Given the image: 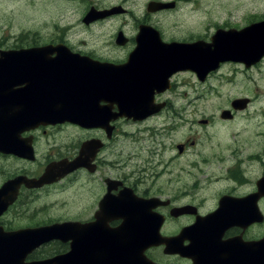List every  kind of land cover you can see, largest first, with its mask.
Returning <instances> with one entry per match:
<instances>
[{
  "label": "flooded vegetation",
  "instance_id": "1",
  "mask_svg": "<svg viewBox=\"0 0 264 264\" xmlns=\"http://www.w3.org/2000/svg\"><path fill=\"white\" fill-rule=\"evenodd\" d=\"M18 1L0 0V187L18 177L45 180L38 186L20 183L0 226L70 228L59 237L39 238L25 260L64 254L77 245L83 260L105 264L112 247L126 253L128 233L137 232L135 242L143 248L146 231L170 239L168 246L155 244L156 236L146 239L152 243L143 255L152 264H264V245L255 246L264 241V130L260 141L250 140L263 144L256 148H195L196 141L176 128L191 100L181 97L183 104L175 107L170 96L185 84L183 77L206 84L226 63L253 70L264 56L249 64L212 60L197 72L184 64L169 67L171 59L155 49L160 43H208L217 29L239 30L255 19L242 27L216 24L210 35L192 36L165 31L158 17L186 0H147L141 15L126 7L127 0H41L44 9L49 6L47 23L32 28L26 17L16 24ZM152 1L171 5L148 10ZM92 9L104 15L88 20L89 12L97 14ZM110 24L111 33L99 41L96 26ZM144 27L147 32H140ZM37 59L46 69L32 86ZM16 64L28 73L16 76L10 70ZM144 83L145 106L131 113L132 96L122 88ZM50 92L53 107L38 108L43 112L29 125L32 95ZM258 96L248 90L228 99L218 109L219 120L230 124L251 113ZM64 100L71 114L64 113ZM258 114L264 118V106ZM64 117L77 121H60ZM213 117L200 122L208 126ZM135 250L133 263L139 261L137 243Z\"/></svg>",
  "mask_w": 264,
  "mask_h": 264
},
{
  "label": "rangeland",
  "instance_id": "2",
  "mask_svg": "<svg viewBox=\"0 0 264 264\" xmlns=\"http://www.w3.org/2000/svg\"><path fill=\"white\" fill-rule=\"evenodd\" d=\"M146 1L127 0L125 5L141 15L144 13ZM0 5L3 7V4ZM13 9L17 25L26 17L30 19L32 28L46 26L44 11L49 10V6L44 9L41 0L37 2L19 0ZM158 17L167 32L174 28L172 32L177 34L210 35L216 24L218 27L224 25L242 27L253 19L264 18V0H186L176 10L160 13ZM96 27L100 31L96 29V32L100 33L97 38L101 41L108 37L114 26L110 24ZM79 32L82 34L84 31ZM241 70L242 67L238 63H226L218 70L217 76L210 78L206 84L195 81L193 76L190 79L183 77L182 81L185 84L173 89L170 94L176 98L175 107L183 104V100L179 99L181 97L191 100V104L187 106L188 111L183 115L184 120L176 121V128L180 127L179 129L185 132L184 135H190L196 141L195 148H222L229 144L227 148H252L254 145L256 148L263 145L251 143L250 140L256 138L260 141L258 133L264 130V118L258 114V110L264 106V60L253 70ZM229 76L232 79L227 81ZM248 90L252 93L255 90L259 95L260 100L254 106L255 109L249 114L240 115L230 124L219 120L218 109L224 106L228 99L241 96ZM208 114H214L212 124L203 126L200 120ZM255 131L257 134L254 136Z\"/></svg>",
  "mask_w": 264,
  "mask_h": 264
},
{
  "label": "water",
  "instance_id": "3",
  "mask_svg": "<svg viewBox=\"0 0 264 264\" xmlns=\"http://www.w3.org/2000/svg\"><path fill=\"white\" fill-rule=\"evenodd\" d=\"M169 5H171V3L151 2L148 6V10H157L163 7H167ZM92 10L97 14L96 16H92L93 13L89 12L86 15V18L88 20L93 19V17H102L104 15L102 11H96L94 9ZM140 32L146 33L147 32L146 27L141 28ZM154 32L156 33V31ZM210 40H211L210 43H205L203 41H195L191 43H174V42L168 44L160 43V45L156 46L155 49L156 52L159 53V55L165 53L167 57L171 59L170 62H167L166 64L169 65V67L179 66L184 64L185 67L187 66L186 68H190L197 72L200 71L201 68L203 69V67L209 64L212 60L213 61L215 60L214 63L222 59L241 61V62H245L246 64L253 63L259 60L264 55V19L251 23L239 30L217 29L216 32L210 37ZM37 60H34L31 65L30 75H31L32 86L39 84L42 81L41 77L46 69L45 66H43L41 63H38L40 60L39 59ZM36 68L38 69L41 68V69L39 71ZM10 70L17 71L16 76H23L24 72L28 73L24 66L18 67L17 64L15 67H12V69L10 68ZM161 76L162 74L160 75V77ZM148 88L149 86H146L145 83L136 84V85L133 84V85H129L126 88H122V92L124 91L123 93L127 91L130 96L134 97L133 98L134 100L132 99V97L129 99V101L131 102L127 105L129 112L131 110H132L131 113L139 112L140 108L145 106V104L142 103V101H144V98H146V96L148 95ZM42 90L46 91L45 89ZM50 93L37 97H34L35 95L31 94L33 96L29 104L31 106V116L29 117L28 115L27 118V119H31L29 120L30 122L28 121L29 123H31L29 125L31 126L35 125V123H37L36 117L38 116L37 118H39L40 116L39 112H43L41 110L39 111L38 108L40 109V107L42 108L53 107L52 105L54 104L56 99L54 100L55 96L52 95V93L51 94ZM17 95L23 96L24 94L20 93ZM48 100L51 102H49ZM131 100H133L134 102ZM62 104L63 107L65 108L64 113L71 114V111L67 109L68 106L69 107L71 106L70 103H67L65 101ZM136 105L137 106L139 105L140 107V108L138 107L139 108L138 111L136 109L137 107ZM122 107L124 108L123 104ZM96 115H95L96 117L99 116L98 112L96 113ZM64 120H70L72 122L77 121L72 117H64L62 118V120L60 119V121H64ZM21 121H23V119H21L20 122ZM43 180H45L43 177L36 180L26 179L24 177H18L16 179L4 183L0 187V214L8 207V205H10L14 201L18 191V186L20 185L21 182H24L27 186H38ZM66 225L67 224L61 226L53 225L49 227L19 229L15 231H4L3 228L0 226V264H89L86 260H83L84 258L83 259L81 258L82 257L81 253H83V248L77 245H71L70 249L64 254H59L50 258L40 259V260H32V261L25 260L27 254H29L33 249H35V247H37L40 244L41 241H43V239L38 240L39 238H43L42 236H44V240H45L47 238L49 239L53 237H59L58 236L59 234L66 233L67 231L70 230V228H66L67 227ZM130 235H132L133 237ZM137 235H138L137 232L128 233L129 237L127 236V239H125V243L127 242V245L125 244V246L127 247L126 253L119 252L116 254L115 250L112 247L111 254L108 257L109 261L108 262L106 261L105 264H152L148 259H146L145 255H143V249L145 250L146 247L151 245L152 243L150 241L146 243L147 242L146 239H152L153 237L156 236L155 237L156 241L154 242L155 244L163 242L166 243L167 246L170 241L169 238L164 239V237H161L159 233L158 234L149 233V232L147 233L145 231L143 232L144 242L142 248L140 246L141 241L135 242ZM45 236H47V238ZM135 243H137V249L138 250L140 249L139 255L136 254V256L139 257L138 258L140 260L139 263H133L131 261L132 257L134 256L133 254L136 251ZM263 245H264V241L255 243L256 247H262ZM165 251H169V250L166 249ZM121 257H127V261L122 262ZM98 264H102V263H98Z\"/></svg>",
  "mask_w": 264,
  "mask_h": 264
}]
</instances>
